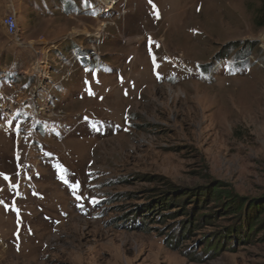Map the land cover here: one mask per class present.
<instances>
[{
    "label": "rangeland",
    "instance_id": "rangeland-1",
    "mask_svg": "<svg viewBox=\"0 0 264 264\" xmlns=\"http://www.w3.org/2000/svg\"><path fill=\"white\" fill-rule=\"evenodd\" d=\"M263 3L0 0V264H264L196 197L264 195Z\"/></svg>",
    "mask_w": 264,
    "mask_h": 264
},
{
    "label": "trees",
    "instance_id": "trees-1",
    "mask_svg": "<svg viewBox=\"0 0 264 264\" xmlns=\"http://www.w3.org/2000/svg\"><path fill=\"white\" fill-rule=\"evenodd\" d=\"M260 17L257 18V25L259 27H264V3L260 8ZM230 47H233L230 46ZM227 48V51H229ZM172 198H169L168 194H165V197L163 199H159L155 204L157 207V214L158 216L166 215L161 214V211H168L167 209L161 210L160 207H169L171 205H175L177 201H179L180 198L187 199L188 194H186V190H180L175 187H172ZM197 202L200 201L201 198L205 199L206 201H209L213 204H215L217 207L220 208L219 213H223L225 216H233L236 217V219L239 222V226L233 227L232 229L228 230V233H232L234 235L237 234L238 230L241 231L242 234H244V237H248L250 234H253L255 232L256 228H259L261 230H264V195L260 198H254L250 199L247 197H242L238 195L227 183L222 181H211L208 186L204 188V190L200 193L196 194ZM169 198V199H168ZM166 200H169L166 202ZM184 204V203H183ZM149 212L150 209L148 208ZM174 215V212L173 214ZM142 217H146V215H143ZM195 215L191 214V219L189 220L190 228L193 225ZM211 216H205L201 215L199 220V223H203L204 225H208L207 220H211ZM132 223L135 222H141V220H131ZM189 228V229H190ZM147 229V228H146ZM189 229H186V226L183 227V231H189ZM192 229V228H191ZM242 229L243 232H242ZM247 231V232H246ZM227 237L226 235L223 236ZM218 244V242H216ZM215 244L213 247V250H216L218 248V245ZM170 246H173V244H170ZM212 247V246H210Z\"/></svg>",
    "mask_w": 264,
    "mask_h": 264
},
{
    "label": "built area",
    "instance_id": "built-area-1",
    "mask_svg": "<svg viewBox=\"0 0 264 264\" xmlns=\"http://www.w3.org/2000/svg\"><path fill=\"white\" fill-rule=\"evenodd\" d=\"M1 23L7 35L10 37H15L17 35V16L14 10L5 14Z\"/></svg>",
    "mask_w": 264,
    "mask_h": 264
},
{
    "label": "bare ground",
    "instance_id": "bare-ground-1",
    "mask_svg": "<svg viewBox=\"0 0 264 264\" xmlns=\"http://www.w3.org/2000/svg\"><path fill=\"white\" fill-rule=\"evenodd\" d=\"M100 31H101V30H100ZM100 31H99V32H100ZM99 32H98V33H99ZM37 67H39V63H38V65L35 66V67H34V66H29V67L27 68L25 74H30V73H32L33 71L35 72V70L37 71ZM37 72H38V73H42V70H40V71L38 70ZM41 76H43V74H41Z\"/></svg>",
    "mask_w": 264,
    "mask_h": 264
},
{
    "label": "snow or ice",
    "instance_id": "snow-or-ice-1",
    "mask_svg": "<svg viewBox=\"0 0 264 264\" xmlns=\"http://www.w3.org/2000/svg\"><path fill=\"white\" fill-rule=\"evenodd\" d=\"M149 3L151 4L152 3V0H149ZM153 8H155V5H153ZM157 16H158V13H157ZM85 71H89L87 68H85ZM85 83H87V81L85 82ZM5 179H8V177L7 176H5L4 177ZM12 187H15V185H12ZM76 188H78L79 187V185L77 184L76 186H75ZM81 197H77V199H80ZM91 202H93V203H95V200H93V201H91ZM0 203H3V201H0ZM7 207V206H6Z\"/></svg>",
    "mask_w": 264,
    "mask_h": 264
}]
</instances>
